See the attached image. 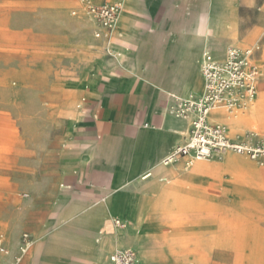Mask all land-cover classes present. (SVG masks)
Wrapping results in <instances>:
<instances>
[{
	"label": "crops",
	"instance_id": "crops-1",
	"mask_svg": "<svg viewBox=\"0 0 264 264\" xmlns=\"http://www.w3.org/2000/svg\"><path fill=\"white\" fill-rule=\"evenodd\" d=\"M255 5L264 7V0L125 1L118 27L106 47L107 58H95L86 67L90 72L66 92L65 113L71 118V126L56 165L60 189L50 220L53 232L40 245L51 260L66 263L68 259H82L101 264L106 234L116 240L115 231L130 229L129 244L107 255L132 247L142 264H177L180 255L172 253L166 254L164 260L145 261L140 247L148 239L164 240L178 237L181 232L187 233V240H199L197 232L205 230L202 226L208 222L207 217L217 216L220 206L224 207L219 212L222 219L228 217L230 221L236 212L245 220L253 210L262 209L258 180L264 176V165L239 154L227 155L222 162L199 160L189 168L187 157L168 165L163 163L190 129V120L177 117L172 110L176 99L203 92V51L207 47L225 50L207 46L208 38L216 36L221 25L234 27L238 20L239 26L249 22L239 9ZM230 7L236 8V18L219 20V9ZM159 9L162 16L154 20L149 13L157 14ZM151 23L161 26V33L151 39L158 41L157 35L162 34L165 42H157L151 52H145V43L136 45L134 39L139 25ZM258 34V28L250 29L237 42L241 46L251 44ZM84 49L79 60L85 58ZM100 53L102 56L103 51ZM142 55L152 56L147 70L141 62ZM263 55L264 46L259 50L258 61H264ZM79 93L83 106L76 110L74 100ZM250 112L229 118L227 112L216 108L213 115L236 133L252 125L264 130V78ZM252 118L256 121L241 131ZM238 171L253 177L234 176ZM110 193L117 195L118 207L108 202ZM176 217L186 221L177 223ZM115 219L124 221L126 227L116 228ZM169 226L170 234L166 233ZM109 228L114 232H104ZM191 230L195 235L188 236ZM197 249L202 250L200 243H189L181 251L192 253ZM232 252L227 255V264ZM185 258L181 263L188 262ZM188 258L189 263H200L196 254ZM211 262L218 263L215 258Z\"/></svg>",
	"mask_w": 264,
	"mask_h": 264
},
{
	"label": "rangeland",
	"instance_id": "rangeland-1",
	"mask_svg": "<svg viewBox=\"0 0 264 264\" xmlns=\"http://www.w3.org/2000/svg\"><path fill=\"white\" fill-rule=\"evenodd\" d=\"M104 2L105 0H0V233H4L9 239L10 255L5 258L7 263L19 252L22 234L29 232L34 244L20 264H94L82 259H68L66 263L55 262L41 250L40 245L53 232L50 220L60 189V180H56V165L65 142V133L71 126V118L65 113L66 92L75 87L76 80L90 72L86 67L95 58H107L105 52L109 42L94 36L95 22L88 13L90 5ZM239 12L249 22L239 26L238 20L234 27L221 25L216 36L208 29V33L212 35L208 38V46H219L220 49H226L229 45L241 46L237 41L253 28L259 29L258 36L251 44L243 46H264V7L255 5L241 8ZM149 14L155 20L162 16V9L157 14ZM217 17L222 21L225 18L235 19L236 8L219 9ZM160 27L155 23L139 25L140 31L134 44L144 42L148 49L145 52H151L157 42H165L162 34L157 35L158 41L151 39L160 32ZM82 49L85 58L79 60ZM100 51H103L102 56ZM140 57L147 70L152 56ZM258 58L259 51L256 52L255 61L264 72V61H258ZM79 105L83 106L80 93L74 100V108L81 109ZM254 121L256 120L253 118L249 119L241 131ZM231 133L236 134L232 129ZM238 156L256 164L261 163L246 156ZM208 161L222 162L223 159ZM234 176L252 175L246 171H238ZM258 182L259 193L262 194L258 200L262 209L253 210L245 220L236 212L234 219L230 221L228 217L222 219L219 212L224 207H218V215L207 217L208 222L202 226L205 230L197 232L199 240H187L186 232L179 234L184 236V240H178L171 249L172 255H180L177 264H184L181 263L184 256L185 259H190L188 257L195 254L199 255L203 262L201 264H227V255L231 250L230 264H264V176ZM116 196L113 193L108 196V202L114 207L119 204L115 201ZM184 221L183 217L175 218L177 223ZM110 230L114 232L111 228L104 232ZM171 230L169 226L166 233L170 234ZM115 234L121 237L122 243L119 246L129 244L127 240L131 236L130 229L115 231ZM190 235L195 233L191 230L188 236ZM108 238L111 237L106 234L102 246ZM148 240L155 246L164 241L154 238ZM189 243H200L202 250L197 249L192 253L181 251L182 245ZM114 249L110 246L105 248L101 264H104L107 253ZM139 253L145 261L166 259L154 252L142 251L141 247ZM213 258L218 263L211 262Z\"/></svg>",
	"mask_w": 264,
	"mask_h": 264
},
{
	"label": "built area",
	"instance_id": "built-area-1",
	"mask_svg": "<svg viewBox=\"0 0 264 264\" xmlns=\"http://www.w3.org/2000/svg\"><path fill=\"white\" fill-rule=\"evenodd\" d=\"M124 2L125 0H111L88 7V13L95 22L96 38L107 42L111 40ZM255 55L256 49L251 46L229 45L223 51L212 47L204 50L201 60L204 90L189 98L176 99L172 110L177 117L190 120V129L184 140L165 157L164 164L174 163L181 157H188L191 161L222 160L229 152L264 162V130L252 125L243 132L232 134L227 124L211 119L214 108L236 114L255 99L262 75ZM114 225L119 229L126 227L121 219H115ZM33 244V236L24 232L19 252L7 263L5 258L10 255L7 238L0 233V264H20ZM104 264L142 263L134 248L124 247L108 254Z\"/></svg>",
	"mask_w": 264,
	"mask_h": 264
},
{
	"label": "bare ground",
	"instance_id": "bare-ground-1",
	"mask_svg": "<svg viewBox=\"0 0 264 264\" xmlns=\"http://www.w3.org/2000/svg\"><path fill=\"white\" fill-rule=\"evenodd\" d=\"M126 1V0H125ZM124 5H125V2H124V4H123V8H122V10H121V12H120V14H119V17H118V21H117V27H118V23H119V19H120V15H121V13H122V11H123V9H124ZM208 46V45H207ZM206 46V47H207ZM252 46H254L253 48H255L256 49V52L257 51H259L260 49H261V45H259V44H257V45H252ZM205 47V48H206ZM14 50H16V49H14ZM204 52V51H203ZM203 56V55H202ZM202 60V59H201ZM201 73H202V71H201ZM263 72H262V75H261V77H260V80H259V83H258V91H257V95H256V97H255V99L254 100H252V101H250V102H248L247 104H246V106L243 108V109H241L238 113H236V114H229V113H226V115L229 117V118H237V117H239L240 115H242V114H245V113H247V112H249L251 109H252V107L255 105V103L257 102V99H258V97H259V84H260V81H261V79H262V76H263ZM202 76H203V74H202ZM203 79H204V77H203ZM203 90H204V88H203ZM71 93V92H70ZM192 95V93L191 94H189V95H187L186 97H184V98H189L190 96ZM259 104V102L257 103V106H259L258 105ZM262 105V104H261ZM257 108V107H256ZM214 109H216V108H214ZM214 109H212V111H211V119H213V120H215V121H219V120H216L215 119V116L213 115V111H214ZM217 112H220V111H218L217 110ZM252 116V115H251ZM238 121V120H237ZM221 122V121H220ZM236 123V122H235ZM228 126V125H227ZM229 127V126H228ZM229 130H230V128H229ZM227 155H236V154H234V153H227L226 155H225V157L227 156ZM187 160H186V167L187 168H189V167H191L192 165H194L197 161H199V160H206V159H197V160H193V161H191L188 157L186 158ZM260 165H264V162L263 163H260ZM139 219V218H138ZM212 234H214L215 235V232H212ZM117 237V239L116 240H112L111 238H108L106 241H105V243H104V245L103 246H110V247H114V248H116V247H118L122 242H121V237L120 236H116ZM181 241V240H184L183 239V236L181 237V236H178V237H173V236H171V237H167V238H165L164 239V241L161 243V244H159V245H157V246H155V245H152L151 244V242H150V240H147V241H144V243L142 244V246H141V249H142V251H151V252H154L155 254H158V255H160V256H162V257H166L165 255L166 254H171V249L175 246V244H176V242L177 241ZM182 246H184V245H182ZM187 256H189V255H187ZM198 257H199V255H198ZM190 260L191 259H186V261H188L187 263H184V264H189V262H190ZM196 260L197 261H200V263H198V264H201V263H203L201 260H200V257L199 258H196Z\"/></svg>",
	"mask_w": 264,
	"mask_h": 264
}]
</instances>
